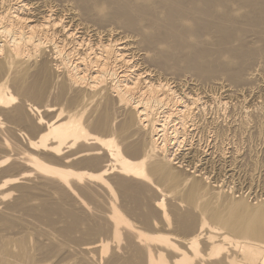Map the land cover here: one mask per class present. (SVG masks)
I'll list each match as a JSON object with an SVG mask.
<instances>
[{
	"label": "bare ground",
	"instance_id": "6f19581e",
	"mask_svg": "<svg viewBox=\"0 0 264 264\" xmlns=\"http://www.w3.org/2000/svg\"><path fill=\"white\" fill-rule=\"evenodd\" d=\"M260 75L264 0H0V264H264V200L170 149Z\"/></svg>",
	"mask_w": 264,
	"mask_h": 264
},
{
	"label": "rangeland",
	"instance_id": "374dc122",
	"mask_svg": "<svg viewBox=\"0 0 264 264\" xmlns=\"http://www.w3.org/2000/svg\"><path fill=\"white\" fill-rule=\"evenodd\" d=\"M181 74H183L181 76H185L184 75L185 73H181ZM177 75H180V74H177ZM187 75H189V77L191 76L190 74H187ZM168 76H172V75H168ZM187 77L188 76H186V78ZM258 81H257V83L255 81L256 85L254 83H252L254 85V88H255V92L254 93H251V92L245 90L244 94L242 93L240 95V97H238V98L232 97V96H230L231 98H229L228 95L224 94L225 92L221 88L213 86V84H211L210 81H208V84H207V81H206L204 83V86H203V83H200L201 84L200 86L202 87V90L204 91L206 89L208 91V93L212 96V99L211 98L209 99L208 97H206L208 93L204 95L205 97L203 96L204 98L202 99V106H203L202 109L204 111L201 110V112L198 113L199 116L198 115L196 116L197 120L199 121V126L193 130L192 140H191L192 142L190 141L191 145H190V142H189V143H186V144L184 143L182 145L179 144L178 145L179 147L177 146V143L176 144L173 143V145L171 144L172 146H170V149L173 152V155H174V157L176 159L175 162L176 163L177 162L180 163L179 165L177 163L178 167L180 168V170L179 169L178 170L181 171L183 175L186 174V173L191 174L194 171L200 173V175H202L204 173L203 176H205L206 178H209V176H210V178L207 180L208 182H210L209 184L212 183L211 185H215L214 187L220 186V188L218 187L219 189H225L227 191H230L229 193L233 194L234 197H236V198H240V197L244 198L245 197V200L247 202L250 201L252 204L254 202L259 203L260 201L264 200V134H263L264 133V130H263L264 129V121H263L264 120V116H263L264 115V91H263L264 89L262 90L258 86V85H261L262 83H264V76L262 77L260 75ZM249 85H247L246 87H248ZM251 85H250V87H251ZM193 92H201V90L194 89ZM234 104H235V106H234ZM222 109H224V110H222ZM260 109H262V110H260ZM258 110H259V112H258ZM219 113H221V114H219ZM213 117H215V118H213ZM243 117L247 118V120H248V125H247L248 129L247 128L240 129V130H242V132L240 130H238V129L225 127V129H227V130H224V132H222V136H221V133H217L216 128H214V125H212L213 122H216V123H219V124H221L223 122L224 126H226L228 124H231V122L233 120H236V121H238L240 123V121H241V119ZM200 119H202V120H200ZM223 123H222V125H223ZM208 125H210L211 127H209ZM255 125H256V127H255ZM211 128L212 129L214 128V129L212 130ZM231 129H233V130H231ZM260 130H261V132H260ZM214 133H216V134H214ZM223 133H225V134H223ZM231 134H233V135H231ZM258 134H260V135H258ZM248 136H250V137H248ZM207 137H208V139H207ZM193 142H195V143H193ZM220 143H223V144H220ZM197 145H198V148L200 147L199 149H201V150L199 151V153H197L196 157L190 159V157H188V151L191 149V147H197ZM189 146H191V147H189ZM177 148H179V149H177ZM187 149H189V150H187ZM182 152H185V153H182ZM216 152H218V153H216ZM213 153H215V154L213 155ZM186 154H187V156H186ZM218 154H224L226 156V159L229 158L232 154H237L238 155L237 156L238 160H236L235 163H233V164L230 163L228 160H226L224 162H221V161L218 160V157H217ZM202 155H204V156H202ZM210 157L214 158L213 160H215V161L211 160ZM209 160H211V161H209ZM212 161L214 163H212ZM80 165H81V167L83 165L82 169H84V167H86L85 169H89V167H92V166H90V164H89V167L88 166H84L85 164H79L78 166H80ZM180 165H181V167H180ZM76 166H77V164H76ZM76 166H74V168L78 167V166L77 167ZM212 166H214V167H212ZM81 167H79V168H81ZM223 167H225L226 169L225 168L222 169ZM251 167H252V169H251ZM5 168L7 170L9 168V166L6 165L4 167V169L2 168L3 172L6 171ZM79 168H77V169H79ZM13 169H12L11 172H14V171L18 172L17 170L19 168L18 169L17 168L14 169V171H13ZM189 169H190V171H189ZM255 169H256V171H254ZM10 170H11V168H10ZM19 170H21V168ZM7 171L8 172H6V173H9V169ZM11 172L9 173L10 176L16 174V172H14V174H11ZM6 173L5 172L2 173V174H4L3 175L4 177L2 179H6L8 177V174L5 175ZM206 173H208V174H206ZM164 185L165 184H163V185L161 184V187H163ZM252 185H254V186H252ZM169 187L170 186H168L167 188L169 189ZM169 190H171V188ZM165 193H167V195H165V198H166V196L169 197V198L167 197V199L169 201L168 202L169 204H171V203L172 204H176L177 202H179L178 199L180 197L177 196V195H179V194H177V192L175 193L176 196H175V194L172 191H170V192H166L165 191ZM168 193H170V194L168 195ZM171 194L173 195V197L174 196L178 197V199H176L174 201L175 197L173 198ZM241 195L244 196V197H242ZM257 196H258V198H257ZM257 199H259V200H257ZM171 201H173L175 203H173ZM263 206H264V203H263ZM134 218L132 217V220ZM137 220H134V222L136 221L135 224L137 222H141L140 220H138V221ZM141 225H143V224H141ZM138 226H140V223H139Z\"/></svg>",
	"mask_w": 264,
	"mask_h": 264
}]
</instances>
